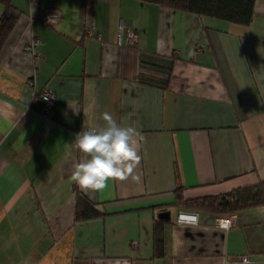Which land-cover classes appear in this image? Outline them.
Masks as SVG:
<instances>
[{
    "label": "crops",
    "instance_id": "1",
    "mask_svg": "<svg viewBox=\"0 0 264 264\" xmlns=\"http://www.w3.org/2000/svg\"><path fill=\"white\" fill-rule=\"evenodd\" d=\"M11 2L21 14L0 48V264H264V206L234 212L228 229L209 211L177 224L174 208L164 255L152 244V206L176 186L197 197L264 178V0L249 24L140 0ZM50 11L58 18L38 17ZM127 32L136 42L119 45ZM33 38L38 56L23 49ZM105 111L139 131L141 181L79 188L124 211L73 223L71 174L85 158L75 136L103 127Z\"/></svg>",
    "mask_w": 264,
    "mask_h": 264
},
{
    "label": "trees",
    "instance_id": "2",
    "mask_svg": "<svg viewBox=\"0 0 264 264\" xmlns=\"http://www.w3.org/2000/svg\"><path fill=\"white\" fill-rule=\"evenodd\" d=\"M140 1L167 6L176 11L191 13L198 17H209L239 24H249L252 21L255 2V0ZM0 2L2 3V12L0 14L1 48L15 21L20 16L21 10L17 8L11 2V0H0ZM119 34L122 35L121 44L131 45V43L128 42L126 38V33ZM51 103H45V112L47 111ZM182 191L183 186L178 185L172 190V200L167 203V205L156 204L152 206V244L154 256H162L165 253L164 223L169 222L170 218H158L157 215L158 212L167 210L169 206L181 210L209 211L215 213V216L226 215L228 213H234L264 206V178L252 184L238 186L232 188L231 190L211 195L184 197ZM112 202L113 200L93 201L84 193H82L81 190H79V187L75 185L73 223L83 220L104 218L106 216L121 213L122 211H124V209L110 210L107 205Z\"/></svg>",
    "mask_w": 264,
    "mask_h": 264
},
{
    "label": "clouds",
    "instance_id": "3",
    "mask_svg": "<svg viewBox=\"0 0 264 264\" xmlns=\"http://www.w3.org/2000/svg\"><path fill=\"white\" fill-rule=\"evenodd\" d=\"M68 104L74 112L79 111L75 104ZM102 120L105 122L103 127L82 130L75 136L74 147L85 158L73 165L71 180L85 192L102 191L110 181H141L139 131L134 126H121L107 111L102 113ZM189 215L194 214L180 213V217ZM198 222L199 216L195 214L189 226L197 227Z\"/></svg>",
    "mask_w": 264,
    "mask_h": 264
},
{
    "label": "built area",
    "instance_id": "4",
    "mask_svg": "<svg viewBox=\"0 0 264 264\" xmlns=\"http://www.w3.org/2000/svg\"><path fill=\"white\" fill-rule=\"evenodd\" d=\"M35 1V0H33ZM39 18H41L42 20H44L45 22H47L48 20L51 19H57L58 18V13L57 12H46L44 15H38ZM121 38L122 35L119 34L117 37V43L120 45L121 44ZM126 38L128 40V42H130L131 44L135 42L136 40V36L132 33V32H127ZM40 41L38 38H33L30 42H28L27 44L24 45L23 49L26 52H29L33 55H40L39 53H35V45L38 44ZM28 82L30 84H33V80L29 79ZM41 98L45 101V103L49 104L53 101L54 99V94L50 91V89L48 88H44L43 91L41 92ZM190 213V214H194V215H189V216H185V217H180V213ZM195 214H197L196 212H190V211H178L176 216H175V221L177 224H191L192 221L195 219ZM178 220L180 221L178 223ZM234 220H235V214L234 213H228L226 215H217L215 216V225L217 227L223 228V229H228L230 226L234 225ZM238 261L241 263H248L249 262V257L247 256V254H241L238 257Z\"/></svg>",
    "mask_w": 264,
    "mask_h": 264
},
{
    "label": "water",
    "instance_id": "5",
    "mask_svg": "<svg viewBox=\"0 0 264 264\" xmlns=\"http://www.w3.org/2000/svg\"><path fill=\"white\" fill-rule=\"evenodd\" d=\"M158 218H163V219H169L170 218V211L169 210H162L158 212Z\"/></svg>",
    "mask_w": 264,
    "mask_h": 264
},
{
    "label": "rangeland",
    "instance_id": "6",
    "mask_svg": "<svg viewBox=\"0 0 264 264\" xmlns=\"http://www.w3.org/2000/svg\"><path fill=\"white\" fill-rule=\"evenodd\" d=\"M169 209H170V210H169ZM169 209H167V210L171 211V216L174 217V214H175V210H174V208H169Z\"/></svg>",
    "mask_w": 264,
    "mask_h": 264
}]
</instances>
